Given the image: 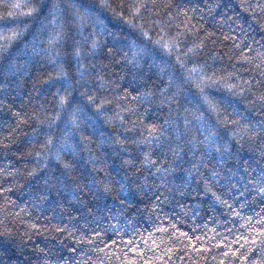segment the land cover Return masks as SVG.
I'll use <instances>...</instances> for the list:
<instances>
[{"label": "trees", "instance_id": "trees-1", "mask_svg": "<svg viewBox=\"0 0 264 264\" xmlns=\"http://www.w3.org/2000/svg\"><path fill=\"white\" fill-rule=\"evenodd\" d=\"M107 2L112 7H103L101 0H0V44L7 46L0 55V168L7 171V165L23 170L15 186L8 188L7 197L0 193V264H264V237L257 231L254 242L249 231L264 228V200L253 198L250 183L264 168V135L257 132L252 136L243 127L250 120L264 119L260 115L264 101L259 99L264 95V8L259 7L264 0ZM138 3L144 7L136 13L129 5L134 8ZM54 7L62 10L57 23L63 22L67 33L59 46L62 59L58 63L63 64L74 86L80 81L68 89L71 102H66L59 118L57 84L45 77L52 74L57 78L48 58L39 51L54 30ZM85 9L91 19L80 34L74 14ZM17 31L19 35L9 42V35ZM94 33L100 47L95 56L81 57L82 77L73 55L74 42H83L87 52ZM133 42L153 49L159 62L153 66L148 62L151 57L145 60L142 77L123 59L125 53L131 55ZM164 43L173 44L171 50L164 48ZM193 44L195 54L188 51ZM33 49L37 51L33 53ZM109 49H113V55L107 54ZM165 64L168 69L161 75L159 68ZM198 65L204 68L203 72L197 68L199 75L212 74L223 78V83L217 82L201 95L186 76ZM98 75L120 85L119 90L108 84L101 88ZM133 76L136 81L130 87ZM225 84L237 85L245 94L233 95L237 89L230 90ZM177 85L180 97H173L170 105H161L162 95L171 96ZM59 91L65 93L63 87ZM137 92H150L151 99L133 100ZM93 93L96 103L101 97L109 101L103 116H93L95 105L88 102ZM205 96L218 108L228 113L235 109L249 119L235 122L236 118L230 116L234 121L231 124L218 120ZM130 105L135 106L133 111L121 112ZM74 109H79L78 126L71 123ZM105 116L116 119L106 123ZM185 120L189 121L187 127ZM50 121H55L51 128ZM165 121L169 122L167 126ZM149 124L161 133V147L152 148L160 170L155 164L141 165V153L148 146L138 148L133 143L147 134ZM33 129L38 132L34 134ZM237 129L239 137L232 135ZM209 134L211 148L204 142ZM48 136L53 138L51 150L60 151L62 160L73 163L75 170L69 177L72 184H82V177L96 175L89 159L95 156L98 163L104 161L96 178L106 176L112 192L94 197L82 195L83 189L78 188L35 203L34 195L37 199L45 195L39 190L43 177H59L63 168L61 161L50 158L47 168L35 177L26 175L35 153L49 150L45 144ZM109 136L124 141L127 151L121 154L118 145L107 142ZM173 146L178 155L173 153ZM215 146H220L221 152ZM197 158L202 160L198 172L192 170ZM127 160L135 163L129 165ZM213 172L218 173V179L211 176ZM12 180L0 173V187H7ZM205 180L229 201V210L210 204L211 193L199 195ZM71 196L83 199L84 204ZM53 201L54 207L50 206ZM233 211L240 215L233 216ZM97 217L95 223L84 228L86 220ZM65 225L75 228V233L66 232ZM57 228L61 230L57 232ZM93 231L101 234L99 239ZM232 251L238 255L233 256ZM245 253L241 261L239 256Z\"/></svg>", "mask_w": 264, "mask_h": 264}, {"label": "snow or ice", "instance_id": "snow-or-ice-1", "mask_svg": "<svg viewBox=\"0 0 264 264\" xmlns=\"http://www.w3.org/2000/svg\"><path fill=\"white\" fill-rule=\"evenodd\" d=\"M102 6L103 7H112L111 4H109L107 2V0H101ZM75 6V5H74ZM18 7V5H17ZM130 8H132V10L136 13H139L140 9L144 7L143 4H136L135 7L133 8L132 5H129ZM259 7L264 8V4H261ZM32 9H29V12H32ZM61 9H59L58 7H54L52 9V12L56 13L55 15L52 16V21L51 23L54 26V30L49 32L48 34V40L46 43V46L42 49H40L39 51L43 52L44 55L48 58V61L50 63V65L52 66L54 73H55V77L57 79H53L52 74H49L48 77H45L46 80L51 81L52 83H56L57 84V92L56 95L59 97L58 99V110H57V118L60 117V110H62L65 106H66V102L70 103V99H68V97L70 96V94L68 93V89H71L75 86H78L80 81H77V84L74 86L72 84L71 81H69L67 79V74L64 71V67L63 64L58 63V61H60L62 59V53L60 51V45L65 42L66 37H67V33L65 31V26L63 24V22L57 23L59 15L61 13ZM91 19V13L88 12L87 9L84 10L83 13L77 12L76 14H74V23L77 25V30L78 33L82 34L83 33V26L85 23H87L89 20ZM125 19H127V17H125ZM102 24V22H100ZM129 23H133V21L129 20ZM157 23H159V21H157ZM101 31H103V28L101 29ZM19 35V32H12L8 39L9 42L14 39L16 36ZM143 35L145 37L148 36V32L144 31ZM84 42H87V38H85ZM100 41L97 38V34H93L91 36L90 39V47L88 48L87 52H85L83 50V42L81 41H75L74 42V47H73V55L75 56L77 63L79 65V70H80V75L83 77L84 75V65L80 63V59L82 56L85 55H89V56H95L97 54V49L100 47ZM157 43H160V41H157ZM173 44L175 45V47H179V44H176L175 41H173ZM173 44H168V43H164L163 47L166 49L171 50ZM114 47H117L116 44H114ZM7 51V46L6 45H2L0 44V55H3L5 52ZM37 50L33 49V53H35ZM129 51L131 53V55H129L128 53H125L123 59L127 62L128 65H131L132 69L137 70V75H140L141 77L143 76V69H142V63L145 60H148L149 57H151V60H148L150 65H157L159 62L156 61L155 55H154V50L147 47L146 44H137L136 42H133L130 47H129ZM188 51L193 52L195 54L196 52V45L193 44ZM108 55H113V49H109L108 50ZM243 59H247V57H242ZM177 59L179 60V57H177ZM181 65H183V61H180ZM197 68H199V70L201 72L204 71L203 65H198V66H194L191 72H188L186 74L187 79H191L194 83V85L199 89L200 94L203 95L205 90L210 87V86H215L217 84V82L223 83V78L220 77H213L212 74H208V75H199L197 72ZM168 69V65H162L159 68L160 74L162 75L166 70ZM150 70V69H149ZM96 79H98L100 81V86L101 88H103L105 86V84H108L110 87L113 88L114 91H118L120 85H113L111 81H105L104 78L102 76H97ZM136 81V76H133V80L129 81V86L131 87V85L133 83H135ZM169 82H172V76H169ZM85 83H87V81H85ZM226 88L228 89H237L236 91H233V95H237V94H241L244 95L245 94V90L243 88H237V85H231V84H225L224 85ZM0 87H2V85H0ZM60 87H63L65 89V93L63 95H61L59 89ZM167 85L165 86V89H162L161 92H165L167 90ZM125 94L128 93V89H124ZM184 93H187V89H183ZM181 95V89L179 87V85H177V90L175 92L172 93L171 96H163L160 99L159 103L161 105L168 103L169 105L173 102V97H176L177 99L180 97ZM117 99L119 97H116ZM96 95L95 93H93V95L88 96V102L90 104L95 105V109L96 111L93 113V116H95L97 113H99L100 115H104L105 114V105L109 103V101H107L106 99H104L103 97L100 98V102L96 103ZM151 99V93L150 92H137L136 95L133 97V100H141V101H149ZM205 102L209 104V108L213 111H215L217 113V119L218 120H223L225 123L231 124L234 121L232 119H230V116L235 117L236 121L238 122L240 119H249V117L244 116L242 113H238L235 109L232 110L231 113L226 112L223 109L218 108L217 105L211 103L208 101V98L205 96L204 97ZM260 101H264V95L260 96ZM246 103H248L246 101ZM134 105H130L127 108H124L121 110V112L127 113V112H131L134 109ZM262 107H264V105H262ZM117 108L119 109V105H117ZM79 111V109H74L73 110V114H72V119H71V123L73 124V126H78V118L76 113ZM261 116H264V112L260 113ZM116 119V117L114 116H105V122H109L112 121L114 122ZM121 124L124 123L123 120V115H121L119 117ZM141 119H144V117H141ZM55 123V121H50L49 122V128L52 127V125ZM169 122L165 121V126H167ZM185 126L187 127V125L189 124L188 120L184 121ZM251 125V127H250ZM148 127V132L146 135H142L141 138H137L135 141H133V143H135L137 145L138 148H140L141 146H148L147 150L143 151L141 153V159H140V163L141 165H145V166H153L155 164V161L153 159V151L152 148L155 147L157 149H159L161 147V140H160V136L161 133L157 131V128L155 125L149 124L147 125ZM203 124L201 125V128L203 129ZM245 131L250 132V134L252 136H255L257 134V132L261 133L262 135H264V119H260V120H250V124H245L244 126ZM143 133V129L141 130ZM38 132V129H33V133L36 134ZM232 135L238 136L239 137V129H237L236 131H234L232 133ZM81 139H85L84 137H81ZM211 140V134H209V136H205L204 138V142L206 144H209V147H213V145H211L210 143ZM107 142H109L110 144H112L113 146H119V151L121 154H124L127 151L126 145L124 143V141L119 140V138L117 137L115 140H113L111 138V136H109L107 138ZM45 144H47L49 146V150L47 152H41V151H37L35 153V160L33 162V165L30 168V171H28L26 173L27 176L30 177H35L41 169H46L49 163L50 158L55 159L57 161H61L63 168L60 171L59 177H50L48 175H45L43 177V184L39 185V190L40 192L45 193V195H40L39 198L37 199L36 196L34 195L32 197V199L35 201V203L40 204L42 203L45 199L48 198V196L51 195H56V196H60L65 192H69V190H71L72 192L77 191L78 188H82L83 189V193L82 195H87V194H91L94 197H99V196H104L107 195L108 193L112 192V184L110 181H108L107 177H101L100 179H97V175L99 174V171H101L103 169V165H104V161L102 159H100L99 163L97 162L98 158L95 156H90V162L93 165L94 170L96 171V175H91L90 174V178H81L83 180L82 184H72L71 181L69 180V177L71 176L72 172L75 170L73 163L69 162V161H65L62 160V156L60 151H52L51 150V145L53 144V138L51 136H48ZM41 147L43 148L44 145H41ZM216 147V151L217 152H221V147L220 146H215ZM225 148H227V144L224 145ZM165 152L168 151L167 148L164 149ZM173 153L175 155H178V153L175 151V146H173ZM130 154V153H129ZM198 163L197 164H193L192 165V170L193 171H197L198 172V164L200 162H202L201 158H197ZM125 163L129 164V165H133L135 162L133 160H127L125 161ZM8 168L7 171L4 170V168H0V173H2L5 176H11L13 178L12 183H10L7 187H0V193H3L5 195V197H7V191L8 188L14 187L15 183H16V177L17 175L21 174L23 172L22 169H18V168H10L7 165L5 166ZM155 168L157 170H160V166L159 164H155ZM166 171V170H165ZM259 175L253 179L250 183L252 186V196L253 198L255 197H260L262 200H264V168H260L259 170ZM189 176H191V172H189ZM211 176L214 179H218V173L213 172L211 173ZM201 177L197 176V179H200ZM241 179H243V177H241ZM185 187L187 188L188 185L187 183L185 184ZM123 190V186L121 187V191ZM33 192L36 191V189H32ZM209 193H211V199L209 201L210 204H220V205H224L225 210H229L228 209V204L229 201L222 199L221 196L222 194H218L215 191H213L210 183L208 180L204 181V190L202 192H199L200 196H207ZM238 195H240V193H238ZM71 199H75L77 200V203L80 205L84 204V200L80 199L76 196H71ZM52 207L55 206V201L52 202V205H50ZM245 206V202H241L240 207L243 208ZM91 211V210H89ZM233 216H237L240 215V213L233 211L232 212ZM69 219H71V217H69ZM99 219L97 218H93V220L91 221H85L84 223V228L87 229L88 227V223H95V221ZM248 220H251V217L248 218ZM248 220L245 221V223L247 224ZM261 222L264 223V217H261ZM31 227L33 228H39V225H32ZM44 230V229H41ZM61 229L57 228L56 231L59 232ZM65 231L69 232V233H75L76 229L75 228H71L69 229L67 225H65ZM250 232L253 233L252 236V240L255 242L258 237L255 235V232H259L260 236L264 237V228H259V229H249ZM92 235L94 237H96L97 239L100 238V233L97 232H92ZM79 238H84L83 234H81V236ZM243 239L247 240V237H243ZM264 242V241H262ZM247 246V245H245ZM229 248H231V246H228ZM232 255L236 256L238 255L237 251H232ZM247 255V253H245V255H240L239 259L241 261L245 260V256ZM60 264H63V261L60 262Z\"/></svg>", "mask_w": 264, "mask_h": 264}]
</instances>
